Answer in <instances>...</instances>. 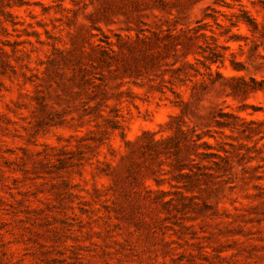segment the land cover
Instances as JSON below:
<instances>
[{"label":"rangeland","instance_id":"1","mask_svg":"<svg viewBox=\"0 0 264 264\" xmlns=\"http://www.w3.org/2000/svg\"><path fill=\"white\" fill-rule=\"evenodd\" d=\"M0 264H264V0H0Z\"/></svg>","mask_w":264,"mask_h":264},{"label":"trees","instance_id":"2","mask_svg":"<svg viewBox=\"0 0 264 264\" xmlns=\"http://www.w3.org/2000/svg\"><path fill=\"white\" fill-rule=\"evenodd\" d=\"M247 22L251 23L252 21L250 19H247Z\"/></svg>","mask_w":264,"mask_h":264}]
</instances>
